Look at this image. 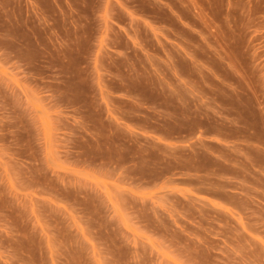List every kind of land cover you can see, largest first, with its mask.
Returning a JSON list of instances; mask_svg holds the SVG:
<instances>
[{
    "label": "rangeland",
    "instance_id": "obj_1",
    "mask_svg": "<svg viewBox=\"0 0 264 264\" xmlns=\"http://www.w3.org/2000/svg\"><path fill=\"white\" fill-rule=\"evenodd\" d=\"M0 264H264V0H0Z\"/></svg>",
    "mask_w": 264,
    "mask_h": 264
}]
</instances>
